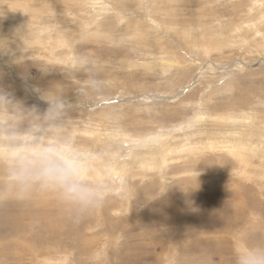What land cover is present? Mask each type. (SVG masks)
Here are the masks:
<instances>
[{
	"label": "rangeland",
	"instance_id": "obj_1",
	"mask_svg": "<svg viewBox=\"0 0 264 264\" xmlns=\"http://www.w3.org/2000/svg\"><path fill=\"white\" fill-rule=\"evenodd\" d=\"M0 90L62 97L105 192L79 220L53 193L0 202V264H232L264 241V0H0Z\"/></svg>",
	"mask_w": 264,
	"mask_h": 264
},
{
	"label": "clouds",
	"instance_id": "obj_2",
	"mask_svg": "<svg viewBox=\"0 0 264 264\" xmlns=\"http://www.w3.org/2000/svg\"><path fill=\"white\" fill-rule=\"evenodd\" d=\"M46 96L43 112L23 110L0 90V202L24 201L35 191L53 193L70 218L79 220L101 206L105 192L87 178L90 159L61 134L67 117L62 97ZM17 107L25 119L10 118ZM232 264H264V241L237 245Z\"/></svg>",
	"mask_w": 264,
	"mask_h": 264
},
{
	"label": "bare ground",
	"instance_id": "obj_3",
	"mask_svg": "<svg viewBox=\"0 0 264 264\" xmlns=\"http://www.w3.org/2000/svg\"><path fill=\"white\" fill-rule=\"evenodd\" d=\"M217 148L220 150L219 152H221V151H227L228 150V152L229 153H231L232 155H234V156H236L237 158H238V161H237V163H238V166H239V168L240 169H238V172H237V174L238 175H241V174H239L241 171H243L244 173L246 172V168L247 167H249L250 166V161H249V159H248V157L244 154V152L241 150V148H239V144H236V145H233L232 146V148H227V147H219V146H217ZM230 149V150H229ZM212 151H213V149H212ZM197 160V159H196ZM162 164L164 165L165 164V161H163L162 162ZM191 165V164H190ZM194 166V165H193ZM200 166V165H199ZM188 167V166H187ZM169 169V168H168ZM196 168H194V169H192V170H195ZM191 170V169H190ZM164 171V170H163ZM171 171V170H170ZM187 171V170H186ZM162 177V176H161ZM195 179V178H194ZM196 181L197 182H199L200 184H201V181L199 180H195V181H192L191 183L192 184H195L196 183ZM179 182V181H178ZM195 182V183H194ZM202 182H204L203 181V179H202ZM190 183V182H189ZM188 183V184H189ZM205 183V182H204ZM199 184V185H200ZM191 185V184H190ZM189 185V186H190ZM198 185V183L196 184V185H192V186H197ZM187 187V186H186ZM200 187V186H199ZM237 189V188H236ZM233 190V189H232ZM238 192V191H237ZM176 195V194H175ZM240 196V195H239ZM239 198H242V197H239ZM244 198V197H243ZM237 200V199H236ZM169 201V200H168ZM183 202H185L186 203V200L185 201H183ZM256 202V201H255ZM235 203H237V202H235ZM188 204V203H187ZM184 205V204H183ZM156 207V206H155ZM167 209V208H166ZM218 210V209H217ZM216 210V211H217ZM31 211H32V208H31ZM151 211H152V209H151ZM215 211V212H216ZM222 211V210H221ZM221 211H220V213H221ZM209 212H210V210H209ZM208 212V213H209ZM39 213V212H38ZM206 213V212H205ZM208 213H206V215L208 214ZM226 212H222V215H224ZM257 213V212H256ZM37 214V213H36ZM211 213H209V215H210ZM38 215V214H37ZM216 215V214H215ZM45 216V215H44ZM48 216V215H47ZM22 217V216H21ZM25 217V216H24ZM27 217V216H26ZM46 217V216H45ZM44 217V218H45ZM113 217V216H112ZM226 217V214H225V216L223 217V218H225ZM49 218V217H48ZM210 218V217H209ZM253 218V217H252ZM19 219L20 218H18V220L17 221H19ZM24 219V218H23ZM22 219V220H23ZM99 219V218H98ZM211 219V218H210ZM31 220V219H30ZM33 220V219H32ZM44 220V219H43ZM198 220H200V218L198 219ZM207 220V219H206ZM240 220H242V219H240ZM49 221V220H48ZM195 221H197V220H195ZM228 221H229V219H228ZM231 221V220H230ZM46 222H47V220H46ZM192 222V221H191ZM224 222V221H223ZM223 222H221V223H223ZM24 223V222H23ZM213 223V222H212ZM226 223V222H225ZM233 223V222H232ZM262 223V222H261ZM50 224V223H49ZM114 224H116V223H114ZM200 224V223H199ZM207 224V223H206ZM211 224V223H210ZM263 224V223H262ZM48 225V224H47ZM208 225V224H207ZM216 225V224H215ZM256 225V224H255ZM254 225V226H255ZM18 226H20V225H18ZM211 226V225H210ZM25 227V226H24ZM27 227V226H26ZM47 227V226H46ZM256 227V226H255ZM212 228V227H211ZM226 228V227H225ZM244 228V227H243ZM251 228V227H250ZM257 228V227H256ZM25 229V228H24ZM203 229V228H202ZM201 229V230H202ZM208 229V228H207ZM227 229V228H226ZM239 230V229H238ZM251 231H252V229H251ZM238 232V231H237ZM255 232V231H254ZM206 233H208V232H206ZM205 233V234H206ZM210 233V232H209ZM222 233H223V231H222ZM259 233V232H258ZM257 233V234H258ZM240 234V233H239ZM239 234H238V236H239ZM254 234V233H253ZM256 234V235H257ZM225 235V234H224ZM246 235V234H245ZM110 236V235H109ZM248 236V235H247ZM211 238V237H210ZM240 239V238H239ZM196 240V239H195ZM210 240V239H209ZM222 240H224V239H222ZM238 240V239H237ZM243 240V239H242ZM241 239H240V242L242 241ZM207 241V240H206ZM243 242V241H242ZM248 242H249V240H248ZM210 243V242H209ZM220 244V243H219ZM230 244V243H229ZM195 245V244H194ZM193 245V246H194ZM222 245V244H221ZM227 245V244H226ZM197 246V245H196ZM210 246V245H209ZM214 246H215V248H216V245L214 244ZM230 246V245H229ZM208 247V246H207ZM223 247V246H222ZM192 248V247H191ZM203 248V247H202ZM214 248V249H215ZM214 249H213V251H214ZM230 249V248H229ZM218 250V249H217ZM199 251V250H198ZM227 251V250H226ZM197 252V251H196ZM229 252V251H228ZM224 253V252H223ZM230 254V253H229ZM227 255V254H226ZM106 256H108V254L106 255ZM202 256V255H201ZM214 256V255H213ZM172 259V258H171ZM223 259V258H222ZM214 260V259H213ZM224 260V259H223ZM108 261V260H107ZM207 261V260H206ZM106 262V261H105ZM115 263V262H114ZM223 263V262H222ZM232 263V262H231Z\"/></svg>",
	"mask_w": 264,
	"mask_h": 264
}]
</instances>
